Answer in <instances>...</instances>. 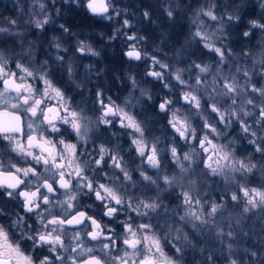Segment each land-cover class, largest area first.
Returning <instances> with one entry per match:
<instances>
[{
	"label": "clouds",
	"instance_id": "obj_1",
	"mask_svg": "<svg viewBox=\"0 0 264 264\" xmlns=\"http://www.w3.org/2000/svg\"><path fill=\"white\" fill-rule=\"evenodd\" d=\"M0 264H264V0H0Z\"/></svg>",
	"mask_w": 264,
	"mask_h": 264
}]
</instances>
